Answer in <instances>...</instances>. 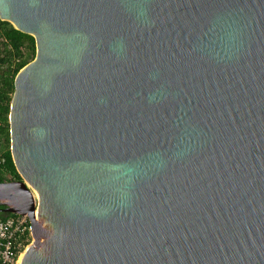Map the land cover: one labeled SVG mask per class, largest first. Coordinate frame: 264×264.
I'll list each match as a JSON object with an SVG mask.
<instances>
[{
    "label": "water",
    "instance_id": "1",
    "mask_svg": "<svg viewBox=\"0 0 264 264\" xmlns=\"http://www.w3.org/2000/svg\"><path fill=\"white\" fill-rule=\"evenodd\" d=\"M18 264H264V0H0Z\"/></svg>",
    "mask_w": 264,
    "mask_h": 264
},
{
    "label": "trees",
    "instance_id": "2",
    "mask_svg": "<svg viewBox=\"0 0 264 264\" xmlns=\"http://www.w3.org/2000/svg\"><path fill=\"white\" fill-rule=\"evenodd\" d=\"M33 57V37L15 29L8 21L0 20V182L20 180L9 154L7 116L13 78ZM11 214H0V218Z\"/></svg>",
    "mask_w": 264,
    "mask_h": 264
},
{
    "label": "built area",
    "instance_id": "3",
    "mask_svg": "<svg viewBox=\"0 0 264 264\" xmlns=\"http://www.w3.org/2000/svg\"><path fill=\"white\" fill-rule=\"evenodd\" d=\"M30 242L32 233L25 215L12 213L0 218V264H15Z\"/></svg>",
    "mask_w": 264,
    "mask_h": 264
},
{
    "label": "bare ground",
    "instance_id": "4",
    "mask_svg": "<svg viewBox=\"0 0 264 264\" xmlns=\"http://www.w3.org/2000/svg\"><path fill=\"white\" fill-rule=\"evenodd\" d=\"M35 239H36V235L33 234V235H32V241H34ZM21 256H22V253H21V255H19V257L17 258L15 264H18V263H19V261H20V259H21Z\"/></svg>",
    "mask_w": 264,
    "mask_h": 264
},
{
    "label": "flooded vegetation",
    "instance_id": "5",
    "mask_svg": "<svg viewBox=\"0 0 264 264\" xmlns=\"http://www.w3.org/2000/svg\"><path fill=\"white\" fill-rule=\"evenodd\" d=\"M4 208H5V207H4L3 205H0V214L5 213L4 210H3Z\"/></svg>",
    "mask_w": 264,
    "mask_h": 264
}]
</instances>
